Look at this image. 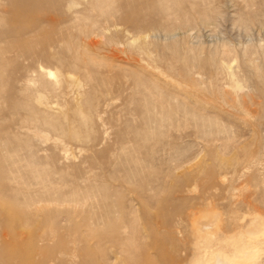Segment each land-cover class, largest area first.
<instances>
[{
    "label": "rangeland",
    "instance_id": "obj_1",
    "mask_svg": "<svg viewBox=\"0 0 264 264\" xmlns=\"http://www.w3.org/2000/svg\"><path fill=\"white\" fill-rule=\"evenodd\" d=\"M209 211L264 220V0H0V264H196Z\"/></svg>",
    "mask_w": 264,
    "mask_h": 264
},
{
    "label": "bare ground",
    "instance_id": "obj_2",
    "mask_svg": "<svg viewBox=\"0 0 264 264\" xmlns=\"http://www.w3.org/2000/svg\"><path fill=\"white\" fill-rule=\"evenodd\" d=\"M53 74V73H51ZM44 201L39 199L37 203ZM219 215V214H218ZM218 215L215 212H207L206 222H195L194 229L199 249L204 251L203 257L196 264H262L261 258L264 255V220L254 222V228L241 234L237 239L227 240L224 243L219 238L220 227L217 225ZM70 220V217H69ZM225 232V231H224ZM222 233V231H221ZM46 231L39 236L44 240ZM224 236V235H223ZM216 245V249L211 247ZM196 248V249H198ZM215 248V247H214ZM48 264H82L73 254L67 258V254L60 249L55 257L49 259Z\"/></svg>",
    "mask_w": 264,
    "mask_h": 264
}]
</instances>
